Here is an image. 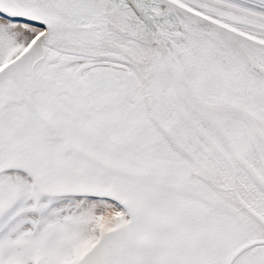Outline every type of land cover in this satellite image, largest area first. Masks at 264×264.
I'll list each match as a JSON object with an SVG mask.
<instances>
[{
	"label": "snow or ice",
	"instance_id": "snow-or-ice-1",
	"mask_svg": "<svg viewBox=\"0 0 264 264\" xmlns=\"http://www.w3.org/2000/svg\"><path fill=\"white\" fill-rule=\"evenodd\" d=\"M0 264H264V0H0Z\"/></svg>",
	"mask_w": 264,
	"mask_h": 264
}]
</instances>
